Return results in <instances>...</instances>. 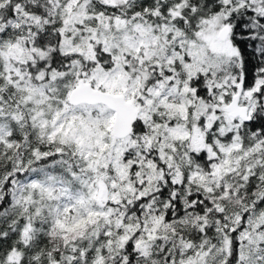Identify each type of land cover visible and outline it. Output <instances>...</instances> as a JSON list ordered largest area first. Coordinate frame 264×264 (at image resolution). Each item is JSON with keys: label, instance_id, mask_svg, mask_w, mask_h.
I'll return each instance as SVG.
<instances>
[{"label": "snow or ice", "instance_id": "6c2138e0", "mask_svg": "<svg viewBox=\"0 0 264 264\" xmlns=\"http://www.w3.org/2000/svg\"><path fill=\"white\" fill-rule=\"evenodd\" d=\"M0 264H264V0H0Z\"/></svg>", "mask_w": 264, "mask_h": 264}]
</instances>
